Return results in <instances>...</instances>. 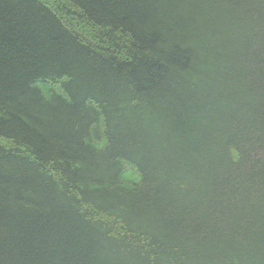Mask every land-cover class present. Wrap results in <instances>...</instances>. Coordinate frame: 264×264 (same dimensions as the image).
<instances>
[{
	"label": "trees",
	"instance_id": "trees-1",
	"mask_svg": "<svg viewBox=\"0 0 264 264\" xmlns=\"http://www.w3.org/2000/svg\"><path fill=\"white\" fill-rule=\"evenodd\" d=\"M0 264H264V0H0Z\"/></svg>",
	"mask_w": 264,
	"mask_h": 264
}]
</instances>
